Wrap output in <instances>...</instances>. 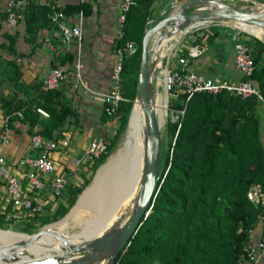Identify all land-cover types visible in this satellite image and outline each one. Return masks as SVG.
Listing matches in <instances>:
<instances>
[{
  "label": "trees",
  "instance_id": "obj_1",
  "mask_svg": "<svg viewBox=\"0 0 264 264\" xmlns=\"http://www.w3.org/2000/svg\"><path fill=\"white\" fill-rule=\"evenodd\" d=\"M151 2L131 0L120 35L114 38L113 50L127 41L134 40L138 45L135 44V51L125 54L123 59L121 88L128 99L121 101L114 115L104 111L100 115L103 121L113 116L119 119L107 150L124 125L135 96L142 36ZM57 9L84 14L92 11L86 1ZM49 11L46 4L26 1L22 13L27 40H31L39 27L50 22ZM4 18L5 11L0 9V20ZM3 35L11 41L8 47L13 51L14 37L8 32ZM247 42L255 63L250 77L264 96V42L256 37L253 42ZM72 60L73 55L67 52L53 66ZM4 64L12 70L9 78L14 83L11 95L0 96V108L8 127L12 128L13 122L18 120L27 122L31 130L40 122L41 134L52 137L53 129L57 128L59 132L55 135H61L65 116L76 115L61 89H45L38 81L25 83L15 58H6ZM32 88L36 90L35 95L27 96ZM20 93L25 94V98L19 96ZM53 102L63 103L65 109L58 114ZM259 103L256 95L242 97L225 89L217 93L198 91L188 99L184 92H178V101L169 105L183 112L169 126L171 141L158 191L149 213L141 218L128 245L113 264H239L245 254L244 242L259 218L264 228V203L252 201L247 195L255 183L264 192V143L259 135ZM38 107L47 110L48 117L41 118ZM161 164L160 160V167ZM78 190L79 186L69 188L68 197L76 195ZM60 207L58 204L52 212L56 213ZM5 211H12L10 202Z\"/></svg>",
  "mask_w": 264,
  "mask_h": 264
},
{
  "label": "crops",
  "instance_id": "obj_2",
  "mask_svg": "<svg viewBox=\"0 0 264 264\" xmlns=\"http://www.w3.org/2000/svg\"><path fill=\"white\" fill-rule=\"evenodd\" d=\"M39 3L46 4L50 7V11L53 8H60L65 4H75L81 1L90 3L92 11L88 14L79 12H64L65 18L69 22H76L80 17L83 21V40L80 51V61L82 62V74L88 85L90 91H84L81 87H76L71 84V78L74 80L72 62L75 59L76 45L75 43H65L61 40L60 32L56 24L51 21L46 25L39 27L34 33L31 40L26 39V25L21 14V18L15 26H8L5 22V27L8 30H4L10 33L14 37L15 51L20 55V59L23 61H17L19 68L22 71L21 79L25 83H33L34 81L41 82L42 78L46 75L49 68L53 66L54 62H57L64 54L71 53L73 55L72 61H65L62 64H66L69 67L67 78L62 81L57 88L61 89L64 96L68 97V102L72 103L75 108L76 115L74 116V124L71 127L64 126V122L61 126V135L69 136L70 145L64 151H53L52 155L57 163V170H62L64 165H73L74 160L81 158L83 162H86L88 166L79 167L80 170L71 178L72 182L69 188L78 186L86 174L87 170H90L92 160L86 158V150L88 143L92 137H105V133L110 125H112V119L103 121L101 119L102 102L98 98L100 92L105 91L110 82V69L114 62L113 43L114 38L119 32V5L121 0H35ZM238 3L240 1L246 3H255L257 7H262L258 0H227ZM263 1L264 0H260ZM26 2V1H25ZM177 2H183V0H152L150 4V14L145 24V29L148 26V22H155L163 17L162 14L170 6H176ZM231 4V3H230ZM178 8V7H177ZM175 11V10H174ZM49 17V16H48ZM226 23V22H225ZM224 23V24H225ZM227 24V23H226ZM16 28L13 34V29ZM144 29V31H145ZM212 33L211 40L205 41L206 36ZM195 40L190 42L186 48H189L193 44H204L205 50L195 57L191 58L185 69H192L201 72L215 80L229 79L236 80L240 78V73L234 65V44L237 39L248 40L244 34H238L236 31L229 30L228 27L222 26H210L206 29H201L196 32ZM249 41V40H248ZM253 42V40L249 41ZM209 48L212 51L206 52ZM206 52V53H205ZM205 53V56L200 57ZM200 57V58H199ZM182 68V63L180 65ZM37 78V79H36ZM71 85V86H70ZM35 95L36 90L30 89ZM21 97L25 98V94L20 93ZM40 108V107H38ZM46 112L41 113V118L48 117V111L41 108ZM260 110V112L258 111ZM257 115L259 117V135L264 143V106L259 103L257 106ZM70 119V116L67 115ZM1 114V121L3 119ZM0 121V123H1ZM69 122V121H68ZM77 122V123H76ZM42 124L37 123L31 130L27 122L14 121L13 127L8 130V139L1 146V151L9 161H16L20 156L27 153L30 150V136L33 132H39ZM57 128L53 129V136H56ZM43 135V134H42ZM60 135V136H61ZM10 136V139H9ZM45 136V135H44ZM59 136V135H58ZM88 168V169H86ZM69 188L63 195L61 200L57 202H51L48 205L47 210L54 211L58 204L62 201L65 202L70 194ZM0 202L2 206L9 203L8 197L5 193V187L0 182ZM264 231L262 225V219L259 218L254 226L249 231V234L254 238L258 237L261 232ZM259 264H264L262 259Z\"/></svg>",
  "mask_w": 264,
  "mask_h": 264
},
{
  "label": "built area",
  "instance_id": "obj_3",
  "mask_svg": "<svg viewBox=\"0 0 264 264\" xmlns=\"http://www.w3.org/2000/svg\"><path fill=\"white\" fill-rule=\"evenodd\" d=\"M131 0H121L119 5L118 22L121 32L122 21ZM21 0H4L5 18L8 26H15L18 20V7ZM50 21L56 24L61 40L65 43H75L76 54L72 62V70L75 76V86L81 87L84 91H90L88 82L82 74V62L80 51L83 40V21L80 17L76 22H69L61 9L53 8L48 14ZM204 44H193L188 48L187 56L183 57L181 70H172L166 76L167 88L177 92L182 91L188 99L198 91L217 93L223 89L231 94L239 96L256 95L264 106V96L259 87L250 77L255 63L250 53V47L245 39H237L234 44V65L240 73L236 80L220 79L215 80L201 72L192 69H185L190 58L199 56ZM135 43L127 41L123 46L118 47L114 53V62L111 66L108 88L100 92L98 98L102 102V111L114 115L119 108L121 101L127 100L122 93L121 71L125 54L135 51ZM69 67L66 64L51 66L42 78V87L55 88L68 76ZM41 113L46 112L37 108ZM181 113L183 110H180ZM6 120L0 127V182L5 187V193L13 210L25 213L30 221L37 220L44 215L51 202H57L67 192L71 185V178L80 170L79 167L88 166L81 158L74 160L73 165H64L62 170H57V163L52 155L53 151H64L70 145L69 136L59 135L46 137L38 132L30 136V150L20 156L16 161H9L1 151V146L8 139ZM108 148V140L104 137H92L86 150V158L94 161L100 158ZM88 169V168H86ZM248 198L252 201L264 203V192L259 184L251 185L247 192ZM245 254L240 258L239 264H259L264 259V231L254 238L249 234L244 242Z\"/></svg>",
  "mask_w": 264,
  "mask_h": 264
},
{
  "label": "bare ground",
  "instance_id": "obj_4",
  "mask_svg": "<svg viewBox=\"0 0 264 264\" xmlns=\"http://www.w3.org/2000/svg\"><path fill=\"white\" fill-rule=\"evenodd\" d=\"M225 1L227 0H199L191 3V6L210 8L217 6L218 4H230ZM183 2H177L176 6L178 8L182 7L184 4ZM261 6V8L264 7L263 3H261ZM222 22L233 23L235 26L250 31L257 36H261L264 33V18H262L263 24L261 25L247 24L238 18H228L222 20ZM204 23L208 22L206 20H198L195 23L177 22L168 27L164 32L159 33L154 37L152 46L154 52L151 55V77L153 81L152 71L156 69L157 66L162 65L164 56L174 51L177 43L185 33L187 34V32H190V30L194 27L196 28V26ZM167 31H169V33ZM165 34H167V36L162 38L161 35L164 36ZM167 71L168 70L164 69L163 73L165 76L157 81L158 85L163 86L164 91H158L156 93V87L154 86L152 97L154 102L156 132L159 138L161 152H163L161 129L166 125L168 116L166 104ZM145 132V116L140 101L136 100L126 127V131L124 132L120 147L118 148V152L111 156L108 162L102 167L93 186L80 196L78 203L67 217L59 223L46 226L33 238L25 237V235L29 233L19 232L12 229H2L0 227V264H9L17 260H27L35 264H50L54 259V254H49L51 249H59L60 252L63 253L66 250L72 249L74 246L90 242L97 234L104 232L110 226L116 224L123 215H127L133 205V198L140 188V176L144 159ZM123 151H128L127 155H130V157L128 156L130 158V161L128 162L130 173L129 178L127 177L129 179V184L126 190L121 193L116 191L110 193V196L108 195V197H113L111 198V202H108V200L105 199L107 197L103 196L104 193H102V186L103 183L107 181L110 176H112V170H114L116 163L121 159V156H123ZM99 184L101 185L98 186ZM97 186L100 188L96 192L95 189ZM97 203L101 205L100 208L95 207L94 209H91V211L83 217L85 209L91 207L93 204L96 205ZM82 226H84V228L85 226H88V229H86V232L82 235H77L78 242L74 244H69L68 242L66 243L70 230ZM45 232L47 234L55 233L56 236H52L54 240H46L47 243L42 242L41 239L45 237ZM52 242L57 243L51 244ZM105 260V256H99L96 259V262L104 263Z\"/></svg>",
  "mask_w": 264,
  "mask_h": 264
},
{
  "label": "water",
  "instance_id": "obj_5",
  "mask_svg": "<svg viewBox=\"0 0 264 264\" xmlns=\"http://www.w3.org/2000/svg\"><path fill=\"white\" fill-rule=\"evenodd\" d=\"M199 0H185L182 7L161 17L151 26L147 27L142 36L141 56L138 71V82L135 100L140 101L146 121L144 138V159L140 176V188L133 198V205L127 215L104 232L97 234L90 242L79 244L63 253L55 252L50 264H113L116 258L124 251L140 224L152 206L158 191L162 168L160 167L161 147L156 132L153 102V81L151 77V39L164 32L168 27L177 22L195 23L198 20L207 22L222 21L228 18H238L251 25H261L264 18V7L252 5L222 4L210 8H197L191 3ZM263 3V1L258 0ZM194 7V8H192ZM150 20L148 16V21ZM247 31V30H245ZM253 34L250 31H247ZM254 35V34H253ZM257 36V35H255ZM264 42V33L257 36ZM154 39V38H153ZM128 151H126V156ZM127 157V160L130 158ZM128 165V163H127ZM35 235L27 234L26 238ZM99 256H105L104 263L96 262ZM9 264H35L27 260L14 261Z\"/></svg>",
  "mask_w": 264,
  "mask_h": 264
},
{
  "label": "rangeland",
  "instance_id": "obj_6",
  "mask_svg": "<svg viewBox=\"0 0 264 264\" xmlns=\"http://www.w3.org/2000/svg\"><path fill=\"white\" fill-rule=\"evenodd\" d=\"M25 1H27V0H21L20 8L18 7V20H17V22L21 18L20 16H21L22 11H23V6L26 3ZM183 1H185V0H183ZM225 2H229V1H225ZM229 3H231L232 5H252L253 4V3H246V2H243V1H240L238 3L230 1ZM3 8H4V0H0V9L2 10ZM192 8H194V7H192ZM197 8H199V7H197ZM174 10H177V7L172 5L169 8H167L165 10V12H163L162 14L165 16V15L169 14L170 12H173ZM4 22H5L4 19L0 20V44H1L0 45V96H2V95L9 96L14 91V83H13V80H11L9 78V75L11 74L12 70L7 65L4 64V60L6 58H9V57L10 58H16L17 57V61L19 62L21 60L20 59V55L21 54H19L17 51H15V46H14L15 41L12 42L13 48H14L13 51H11L10 48L8 47V44H10L11 41L7 37H5L3 35V32H6L4 30L5 29L8 30L5 27V23ZM154 22H155V20L152 21V22L151 21L148 22V26L147 27L151 26ZM224 23L225 22H222V21H212V22L204 23L202 25L196 26V28L194 27L193 29L190 30V32L188 31L189 33L188 32H187V34L185 33L182 36V38L180 39V41L177 43L174 51L171 52L170 54L165 55L166 57L164 56V58L162 60V65L161 66H157L156 69H154L152 71V75H153V79H154V81L152 80L153 81V91H154V86L156 87V93L158 91L159 92L160 91H162V92L164 91L163 90L164 89L163 86L158 85V82H157L158 79L163 78V76H165L164 73H163L164 69L168 70L167 74L170 71H172V70H181L180 69V65H181V62H182L181 59L183 57H186L187 56V52H188V48H186V46L190 42H192V41H194L196 39L195 35H196L197 31H199L201 29H206V28H208L210 26H214L215 27V26L224 25V26L228 27L229 30L236 31V32H238V34H244L246 37L248 36V40L249 41L254 40L255 37L258 38L257 36L245 31L244 29H241V28L235 26L233 23H227V24L226 23L224 24ZM15 30H17V29L16 28L13 29V34L15 33ZM167 32L169 33V31H167ZM165 36H167V34H165L164 36L161 35L162 38L165 37ZM210 36H213L212 33H209L206 36L205 41L206 40L209 41L208 38ZM153 38L151 39V45L153 43ZM135 44L138 45V43L136 41H135ZM153 50L154 49H152L151 55L154 52ZM204 50H205V48H203V51ZM210 51H212V48H209L206 52H210ZM205 53H203V55H201L200 57L205 56ZM193 58H195V57H193ZM190 62H188V64ZM72 74L74 75V73H72ZM75 81L76 80H75V76H74V80H72V78H71V84L73 86H74ZM137 82H138V80H137ZM154 83H155V85H154ZM41 85H42V81H41ZM166 86H167V84H166ZM166 92H167V103L166 104H167L168 116H167L166 125L161 129L162 147H163V152H161V157H160V159L162 161L161 168L164 165V160H165L166 154H167V152L169 150V145H170V141H171V133L169 131V126H170V124L173 121H176L178 119V115L181 114V111H180L181 109L172 108L169 105L171 102L178 101V92L175 91L174 88L173 89L166 88ZM33 94L34 93L32 91H29L28 94H26V95L27 96H32ZM135 102H136V100H135V96H134V98H133V100L131 102V108H132V109L130 108L131 112H130V110L128 111L125 123L122 126V128L120 129V132H119L114 144L111 145L109 147V149L105 152L103 158H101L99 160H96L97 162L95 161V163L89 167L90 170H87L86 171L87 173L83 175V178H81L82 180L79 182L80 183L78 185L79 186V190L76 193V195L70 196V197H68V199H66L65 202L59 203V205L62 208L60 207V209L56 213L55 212L54 213L50 212V210L49 211L46 210L45 215L47 214V216L43 215V216H45L43 219H37V220L30 221L28 219V217L25 215V213L22 212V211L13 210V212L12 211L6 212L5 211V206H2L1 202H0V227L2 229H12V230L19 231V232H25V233H29V234L33 233L34 235H38L39 232L42 229H44L46 226L54 225L56 223H59L65 217H67L70 214V212L72 211V209L78 203L80 196L85 191H87L89 188H91L93 186V184L96 181V177H97L99 171L102 169V167L108 162V160L110 159L111 156L115 155L118 152V148L120 147V143L122 141L124 132L126 131V127L128 125V122H129L133 107L135 105ZM52 104L55 107V110H56V112L58 114L61 113L62 109H65V107H63L64 104L61 103V102H53ZM67 104H70V106H72V103H67ZM72 108H74V107L72 106ZM258 111L260 112L259 109H258ZM1 114H2V109L0 108V119H1ZM128 115H129V117H128ZM69 116H70V119H69V117L67 115L65 116V122H64L65 125L64 126H66V128L68 126L71 127L72 126L71 124L75 123L74 122L75 121L74 120L75 119L74 118L75 115L71 114ZM127 118H128V120H127ZM111 119H112V125H110L108 127L107 132L105 133V137H104L107 140H110L112 138L115 130L117 129V127L119 125L118 116H113ZM3 121H4V118L2 119V121L0 123V127H1V125L3 123ZM56 132H59V131L56 130ZM9 139H10V136H9ZM123 150H125V149H123ZM122 155L123 156H121V159L116 163V165L114 167V170H112V176H110L107 179V181H105L103 183V186H102V191H103L102 193H104L103 196L107 197L105 199H107L108 202H111V200H112L111 198L113 197V196L108 197V195L110 196V193H113L114 191H116L118 193H121L124 190H126L128 184H129V179L128 178H129L130 171H129V164L127 165V163L130 161V159L127 160L128 156L127 157L124 156V155H126V151H123ZM121 178H122V180H121ZM100 185L101 184H99L98 186H100ZM117 185H118V187H117ZM98 186L95 189L96 192L100 188ZM95 190H94V192H95ZM97 194H99V193H97ZM102 199H104V198H102ZM62 203H65V204H62ZM100 206L101 205H99V203H97L96 205L93 204L91 207L85 209V211H84L85 214H84L83 217H85L89 213V211H91V209H94L95 207L100 208ZM72 222H74V221H72ZM86 229H88V226H85V228H84V226H82V227H76L75 229H71L69 237L66 239V243L68 242L69 244H74V243L78 242L77 241V235H82L83 233L86 232ZM52 236L55 237L56 236L55 233L47 234L45 232V237L42 238L41 241L44 242V243H47V241L54 240ZM57 238H60V237H57ZM55 243H57V242H52L51 244H55ZM55 252L61 253L59 249L53 248V249H51V251H49V254H54Z\"/></svg>",
  "mask_w": 264,
  "mask_h": 264
}]
</instances>
